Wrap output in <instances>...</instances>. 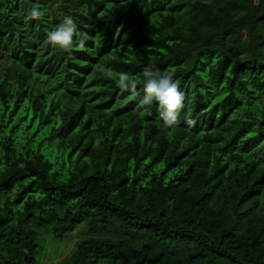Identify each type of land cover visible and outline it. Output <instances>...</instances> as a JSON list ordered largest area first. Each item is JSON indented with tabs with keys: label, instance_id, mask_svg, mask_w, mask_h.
<instances>
[{
	"label": "trees",
	"instance_id": "1",
	"mask_svg": "<svg viewBox=\"0 0 264 264\" xmlns=\"http://www.w3.org/2000/svg\"><path fill=\"white\" fill-rule=\"evenodd\" d=\"M65 16L83 48L47 42ZM148 67L184 94L172 127ZM50 241L57 264H264V0H0V264Z\"/></svg>",
	"mask_w": 264,
	"mask_h": 264
},
{
	"label": "clouds",
	"instance_id": "2",
	"mask_svg": "<svg viewBox=\"0 0 264 264\" xmlns=\"http://www.w3.org/2000/svg\"><path fill=\"white\" fill-rule=\"evenodd\" d=\"M43 13L38 8L33 7L29 9L27 19H40ZM81 37L75 41L80 48L84 47L87 35L77 32V26L71 16H65L62 22L51 32L47 34V42L53 47H59L62 50L68 51L74 44L73 37ZM109 72L111 70H108ZM144 91L146 95L141 101L142 105H150L153 99L157 100L160 105V118L165 125L172 127L179 122V115L184 107V94L179 90L177 83L173 81V74L171 72H164L161 74L159 70L153 72L151 67L145 68L144 73ZM119 86L122 91L131 89L135 94L136 81L131 79L128 74H119ZM190 125H194V121H187Z\"/></svg>",
	"mask_w": 264,
	"mask_h": 264
},
{
	"label": "rangeland",
	"instance_id": "3",
	"mask_svg": "<svg viewBox=\"0 0 264 264\" xmlns=\"http://www.w3.org/2000/svg\"><path fill=\"white\" fill-rule=\"evenodd\" d=\"M70 250V245L65 241H60L58 244L53 242L45 243L43 251L39 255V264H57L65 258Z\"/></svg>",
	"mask_w": 264,
	"mask_h": 264
}]
</instances>
